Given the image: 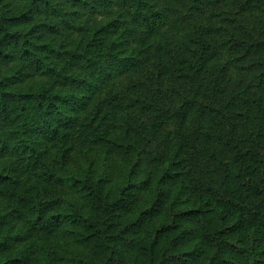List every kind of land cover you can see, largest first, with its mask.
I'll list each match as a JSON object with an SVG mask.
<instances>
[{"label":"clouds","instance_id":"9594fccd","mask_svg":"<svg viewBox=\"0 0 264 264\" xmlns=\"http://www.w3.org/2000/svg\"><path fill=\"white\" fill-rule=\"evenodd\" d=\"M149 3L155 5L154 11L162 9L163 0H149ZM26 7L27 5L16 3L15 0H0V17L17 15ZM200 7L205 16L211 12L220 13L217 23L224 15L233 14L236 10L231 0L218 6L204 3ZM141 11L147 13L148 9ZM186 11L187 7L177 15ZM136 12V0H128L123 7H113L103 16L90 17L85 11V14L75 21L84 27V31H70L57 37L54 43L51 42V37L37 41L50 43V47L58 49L63 44L62 51L66 49L82 53L85 60L91 58L96 62L98 71L85 70L83 66L70 67L66 63L68 57L57 59L52 56L44 61L45 66L53 67L56 73H61V77H69L67 83L63 85L54 83L58 79L55 73L44 75L35 73L22 80L8 83L6 87H0V93L7 92L17 97L24 93L39 95L41 92H45L49 98L59 97L54 101L56 107L51 116H45L44 109H37L35 100L29 102L16 99L9 104L10 119H15V123L3 132L5 135L16 133L10 140V147L15 146L20 140L33 143L38 139L22 135V125L26 120L31 121L35 118L43 121L59 118L74 121L71 127L60 128L55 141L40 146V150L48 149L45 158L47 168L37 171L54 172L57 177L64 178L65 183L53 186L48 195L41 191V194L32 201L37 210L27 211L25 219L17 223L11 233L5 227L3 235H0V240H3L5 235L23 233L35 224L31 237L15 245L8 253L21 258L22 264H25V261L26 264H76L81 259L89 261L90 264H104L112 255L113 248L117 249V255H123L127 259V264H132L133 260L151 264L152 253L140 249L141 246L150 248L156 229L169 223L173 213L200 207L209 199L208 196L201 198L198 193H193L192 186L197 179L202 176L206 178V169L217 167L221 160L229 163L232 172L238 171L239 165L233 164V158L239 151L254 147L256 134L264 131V89L257 90L256 94L251 96L248 105L224 110L227 115L243 112L249 117L235 121L239 127L234 143H239L240 140L247 141L236 149H225L223 144L215 142L214 139H205L207 133H212L213 137L223 134L227 139L233 121H224L221 117H216L215 120L209 116L200 117L195 110L181 118V106L190 93L182 87L177 92H172L171 80L178 67L176 61L182 55L192 63H195L196 59L183 53L177 44V40L184 33H177L176 28L180 27L179 24L176 28L171 27L172 21L176 20L175 15L171 16L169 23L161 29V34L141 42L140 34L143 28L133 21ZM117 17L125 22L117 31L114 33L101 31ZM44 19V16H39L33 24ZM55 19L59 17L51 18L49 22ZM4 27L5 31L27 32L32 24ZM2 36L3 32H0V37ZM166 41L167 49L157 51V45L165 44ZM191 47L195 48L198 45ZM3 51L13 52L16 59L0 62V81L16 76L18 70L31 71L24 67L28 61L20 59L18 48L9 47ZM45 55L47 53L39 51L35 53V56L40 58ZM83 64L84 61H81V65ZM158 65L167 67L168 70L163 75H157ZM183 67L187 71V65ZM72 80L85 83L74 84ZM115 104H119V107H114ZM20 105H26V109L21 111ZM161 113L165 115L162 116ZM17 117L19 118L16 119ZM260 147L264 148V137L260 138ZM65 149H70L66 161L61 159ZM213 152L216 153V159L209 161L208 157ZM53 160L56 163H53ZM15 161V156L3 158L0 160V170L13 166ZM249 171L251 172V169ZM28 175L29 173H25L22 180ZM109 175L112 177L111 182L100 183L102 177ZM252 176L256 180L264 178V165H260ZM74 180L81 181L76 188L72 187ZM35 182V177L28 181L29 184ZM84 184L91 187L80 191ZM90 191L100 197L99 201L88 196ZM128 193H133L135 198L129 197L130 203L126 210L116 214L104 211L107 206L121 199L122 194L127 197ZM56 197L61 198L60 202L44 211L42 219L37 222V216L41 214L38 202ZM249 199L252 205L260 202L259 197L252 196ZM158 201L160 203H157ZM97 203L100 205L99 208L94 207ZM5 204L7 206L0 210V214L9 211L15 205V201H6ZM213 207H216L217 213L222 210L218 206ZM154 208L159 209V212H149ZM261 210L264 211V206ZM74 213H79L85 222L95 223L98 228L106 227L99 221L107 220L111 214L113 219L108 220V223L114 224V227L107 233L84 243L77 242L82 239L79 234L87 235L88 232L95 230L86 231L84 224L53 221L50 234L43 230L46 227L45 221L58 214ZM142 213L146 215L142 216ZM236 218V215L230 217L229 223L234 222ZM129 226L140 228L135 235L124 232L126 237L137 241L136 249L127 250L122 241L105 239L107 235L121 233ZM179 231L180 229L170 233V236L175 237ZM68 232L73 234L68 235ZM253 234L254 230L249 228L246 234L248 244L252 242ZM60 236L63 239L58 241L57 238ZM198 243L199 238L186 247L190 250ZM262 251L264 244H261L251 256L264 259L257 255ZM214 253V248L207 247L204 264H207V259ZM155 254L159 257V250ZM251 256L248 264H251ZM59 257L64 259L59 260Z\"/></svg>","mask_w":264,"mask_h":264},{"label":"trees","instance_id":"16d2710c","mask_svg":"<svg viewBox=\"0 0 264 264\" xmlns=\"http://www.w3.org/2000/svg\"><path fill=\"white\" fill-rule=\"evenodd\" d=\"M163 1L169 2L170 0ZM223 1L211 0L215 4H220ZM15 2L25 4L27 7L22 9L17 15L0 17V32H3V36L0 37V62H9L16 59L13 52H4V48H18L20 50V59L28 61L24 67L31 69V71L23 72L22 70H18L16 76L6 78V81H0V87H6L8 83L22 80L35 73H40L41 75L55 73L58 79L54 83L61 85L67 83L69 77H61V73H56L53 67L45 66L44 61L52 56H55L57 59L68 57L69 59L66 63L70 67L83 66L85 70L98 71L96 62L91 58L85 60L84 54L82 53L68 51L66 49L62 51L61 49H64L63 44L58 49L50 47V43H37V41H43L46 37H51V42L54 43L57 36L60 35L61 29H81V26L76 24L75 20H79L85 14V11L91 15L103 16L113 7H123L128 3V0H15ZM136 7L137 12L133 16V21L143 28V32L140 34L141 42H146L152 36L161 34V29L169 23L170 15L166 12L170 8L163 6L161 10L154 11L155 5L149 3V0H136ZM145 8L148 9L147 13L141 11V9ZM42 15L45 19L33 24V21ZM55 17H59V19L49 22L51 18ZM222 21L228 20L227 18H223ZM229 21L233 23V19ZM122 23L125 22L117 17L109 23L106 29H101V31L114 33ZM28 24H32V27L27 32L19 30L5 31L4 27L5 25ZM220 31L221 28H218L217 25L203 29L200 28L199 32L194 34L195 38L192 35L190 36L187 44L185 42L178 44L182 52L194 57L196 62L192 63L186 56L182 55L176 61L178 67L175 73L179 75L178 77L193 80L197 93L196 98L190 96L184 101L180 112L182 117L186 113L193 111L197 105H204L203 101L200 102L197 99L199 95H202L204 98L206 96L212 97L213 95L219 96V101L212 106L211 111L214 113L215 118L221 117V120L233 121L231 123V131L227 139H225L223 134H218L213 137L212 133H210L208 138L223 144V148L232 150L238 148L240 144L247 143L246 140H240L239 143H234L237 140L236 130L239 127V124L235 121L243 117L245 118L247 113L233 112L231 115L225 113L224 110L226 109L237 108L236 101L239 96L235 97L233 94L226 92L224 84L225 61L222 60L219 65V62L214 63L215 60H218V53L216 51L218 47L221 48V45L226 47L234 56L235 62L241 63L239 65L240 69H246L248 72H252L253 70L254 72L252 73H257V81L264 85V58L258 55V52L264 50V34L260 29H247L245 31V37L234 36L230 37L228 41L223 42V44L222 42L219 43V46L209 45L208 39L213 38ZM191 45H198V47L193 48ZM162 46L158 44L157 51L167 49H164ZM36 51L47 53V55L43 58L36 57ZM33 57L35 58L33 59ZM81 61H84L83 65H81ZM183 65H187V71H185ZM157 67H159L157 75H163L168 70L167 67H160L159 65ZM41 69H45V71H41ZM193 69L195 70L194 72ZM72 83L84 84L85 82L72 80ZM16 99L29 102L35 100V107L37 109H44L45 116H51L56 107L54 101L59 99V97L49 98L45 92H41L39 95L24 93L19 97L7 92L0 93V158L16 157L13 166L4 167L3 170H0V198L8 202L13 200L17 202L9 211H3L0 214V235H3V229L5 227L11 233L16 224L25 219L27 211L37 210V206L32 201L36 196L41 194V191L45 195H48L53 186L65 183L64 178L57 177L54 172L37 171L38 169L47 168L45 158L48 155V149L40 150V146L44 143L55 141L61 127H71L74 123L71 119L62 120L59 118L43 121L35 118L31 121L26 120L22 125V135L26 137H37L38 139L33 143L20 140L15 146L10 147V140L16 133L12 132L5 135L3 130L15 123V119H10L11 112L9 111V104ZM45 101H47V107H45ZM113 106L119 107V104ZM25 109L26 105H20L21 111ZM241 135L243 134L241 133ZM256 137L254 147L248 148L246 151H239L233 158V164L239 165L238 171L232 172L229 163L221 160L220 165L224 171L222 180L219 182L213 179L202 180L196 183L193 186L194 188L192 187L194 194L197 192L200 197H203L204 194L209 197L207 203L197 208L173 213L169 223L163 224L156 229L150 248L141 246V251L152 253L150 258L151 264H199L200 255L203 250L199 247H194V249L190 250L186 248L196 236V232L192 227L188 225L185 227L192 220L201 221L203 229L202 237L208 247L215 249V253L207 259V264H248L250 256L256 253V249L261 244H264V211L261 210V207L264 206V178L256 180L252 176V173L256 172L260 165H264V148L260 147V138L264 137V131L258 132ZM69 152L70 149H65L61 159L66 161ZM53 163H56V161L53 160ZM252 165H256L257 167H252ZM249 169H251V172ZM28 171L32 173L30 177H35V183L29 184L28 181L30 180H22V177ZM111 179V175L102 177L100 183H109ZM80 184V180H74L72 187L76 188ZM45 185L48 187H42ZM90 187V185L84 184L80 188V191ZM88 196L96 201L100 199L98 195H94L91 191L88 192ZM252 196L259 197L260 202L252 205L249 199ZM129 197L135 198L133 193H128L127 197L122 194L121 199L107 206L104 211L106 213L116 214L126 210L128 203H130ZM60 200V197L52 200H40L38 203L41 214L37 216V222L42 219L44 211L56 206ZM211 200L217 202L223 208L219 213L216 212L219 219L212 225L207 222L206 224L204 223V220H206L204 216L206 211H208L205 210V205H209L212 202ZM157 203H160V201ZM5 207H1L0 210ZM94 207L99 208L100 205L97 203ZM149 212H159V209H150ZM143 215L146 214L142 213ZM233 215H236L237 218L234 222L229 223V219ZM111 219H113V215L110 214L107 220H100L99 223L105 224L106 227L98 228L95 223L85 222L79 213L58 214L51 218V220L45 221L46 227L43 230L50 234L53 221L57 223L69 222L71 224H84L86 231L88 229H95L94 231L88 232L87 235L79 234L82 236V239L77 242L84 243L92 240L94 237L101 236L103 233H107L109 229L114 227V224L108 223V220ZM217 224L219 227H217ZM249 228L254 230L250 244L247 243L248 238L246 235ZM34 229L35 224L23 233L5 235L3 240H0V264H22L21 258H16L14 255L8 254L9 250L15 247V245L29 239ZM179 229L180 231L175 237L170 236V233ZM139 230V226H129L121 233L107 235L105 239L120 240L123 242L125 249L133 250L137 247V241L126 237L124 232H131L135 235ZM67 234L72 235L73 233L68 232ZM57 239L59 241L63 237L60 236ZM157 250H159V257L155 254ZM180 250L183 251L180 252ZM30 254L31 249H29ZM257 255L264 257V251ZM58 259L63 260L64 257H59ZM126 260L123 255H117V249L113 248L112 255L104 261V264H121ZM137 263L143 264L142 261L133 260V264ZM76 264H90V262L81 259ZM201 264H204V260H202ZM251 264H264V259L251 256Z\"/></svg>","mask_w":264,"mask_h":264},{"label":"rangeland","instance_id":"374dc122","mask_svg":"<svg viewBox=\"0 0 264 264\" xmlns=\"http://www.w3.org/2000/svg\"><path fill=\"white\" fill-rule=\"evenodd\" d=\"M225 2H228V0H224L222 3ZM204 3H208L210 5H215V6L219 5L212 3L211 0H191L190 5H189V0H170L169 2L163 1L162 7L166 6L167 8L168 7L170 8V10L166 12L168 13V15H170L169 20L171 19V16L173 15L176 16V20L172 21L171 27L176 28L177 24H179L180 27L176 28L177 33H181V32L184 33V35L180 36L179 39L177 40V44H183L185 41H186L185 43L187 44L188 40L190 39V36L192 35L194 37V34L196 32H199L200 28L203 29L205 27H211L216 25L218 26V28H221V31L215 34L213 38L208 39L209 45L212 44L219 46L218 45L219 43L222 42L223 44V42L228 41L230 37H234V36L245 37V31L247 29L248 30L260 29L264 34V0H231V3L236 6L235 12L230 15H224L222 18H220L219 23H217V18L220 17V13L211 12L207 16L203 14L200 5ZM185 7H187V11L177 15V13H181V10ZM88 15L90 17L97 16L91 14ZM223 18H227L228 21H222ZM231 19H233V23H230L229 20ZM225 25H227L228 27H225ZM186 29H190L191 31L190 32L185 31ZM84 30L85 29L83 26H81L80 30H78L77 28H72L71 30L61 29L59 36L64 35L65 33H68L70 31L81 32ZM167 43L168 42L166 41L165 44H161L163 45L162 47H164V49L167 48L166 46ZM216 52L218 53V60H215L214 63L219 62L218 63L219 65L222 62V60L225 61L226 69L224 75L225 76L224 84L226 87V92L228 94H233V96L235 97L239 96V98L236 101L237 108H239L242 105H248L249 101L251 100V96H254L257 90L264 89V85L259 83L256 79L257 73L256 74L252 73L254 72L253 70L252 72H248L246 69L241 70L239 67L241 63L235 62L234 56L223 45H221V48L218 47ZM258 55L264 58V50L258 52ZM178 76L179 75L175 73L174 78L171 80V91L175 93L179 88L182 87L187 92L190 93L188 96H186V99H184V101L187 100L190 96H192V98H196L197 93L195 90L194 81L189 80L188 78L184 79ZM197 99L200 102L202 101L204 102V105L202 106L197 105V107H195L194 109L199 114V116L200 117L209 116L213 120H215V116L214 113L211 111V108L219 101V96L213 95L212 97L206 96L204 98L202 95H199ZM161 115L163 116L165 114L161 113ZM180 117L182 118L181 114ZM248 118H249L248 115H246L244 119H248ZM208 136H210V133L205 134L206 140H210ZM3 158H10V157H2L0 158V160H2ZM215 159H216V153L213 152L211 153V155H209L208 160L214 161ZM27 173H29V175L27 176L26 179L31 181L33 179L32 177H30L32 173H30V171H28ZM223 175H224V171L221 168V165L219 164L215 168L206 169L205 171L206 178L202 176L199 179H197L196 183L207 179L210 180L213 179L219 182L220 180H222ZM195 184H193V186ZM193 188L192 191L194 193ZM203 196H206V194H204ZM6 201L7 200L0 198V208L6 206L5 204ZM211 201L212 202L209 205H205V210L208 211H206V214L204 216L206 219L204 220V223L206 224L207 222L210 225L215 224L219 219L216 214L217 212L216 207H213V205L218 206L220 209H223L222 206H220L217 202L213 200ZM16 203L17 202H15V205ZM205 203H207V201H205ZM186 225L192 227L193 230H195L196 232V236L193 240L199 238V243L194 247H199L203 250L201 252L200 261H199V264H201L202 260H204V256L206 255V251L208 247L204 238L202 237L203 229H202L201 221L192 220L188 222ZM194 247L192 249H194ZM183 250H180V252H182ZM121 264H127V260L122 262Z\"/></svg>","mask_w":264,"mask_h":264}]
</instances>
